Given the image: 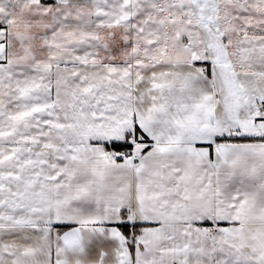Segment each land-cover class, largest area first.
Listing matches in <instances>:
<instances>
[{
    "label": "snow or ice",
    "instance_id": "snow-or-ice-1",
    "mask_svg": "<svg viewBox=\"0 0 264 264\" xmlns=\"http://www.w3.org/2000/svg\"><path fill=\"white\" fill-rule=\"evenodd\" d=\"M0 264H264V0H0Z\"/></svg>",
    "mask_w": 264,
    "mask_h": 264
}]
</instances>
